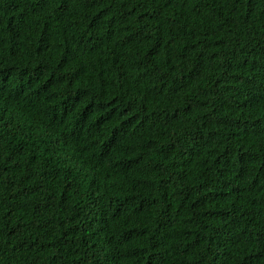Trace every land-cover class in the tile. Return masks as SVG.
Here are the masks:
<instances>
[{"label":"trees","instance_id":"obj_1","mask_svg":"<svg viewBox=\"0 0 264 264\" xmlns=\"http://www.w3.org/2000/svg\"><path fill=\"white\" fill-rule=\"evenodd\" d=\"M0 264H264V0H0Z\"/></svg>","mask_w":264,"mask_h":264}]
</instances>
